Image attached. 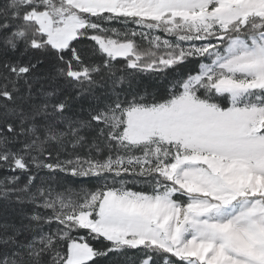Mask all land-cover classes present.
Instances as JSON below:
<instances>
[{"label":"snow or ice","instance_id":"6c2138e0","mask_svg":"<svg viewBox=\"0 0 264 264\" xmlns=\"http://www.w3.org/2000/svg\"><path fill=\"white\" fill-rule=\"evenodd\" d=\"M0 264H264V0H0Z\"/></svg>","mask_w":264,"mask_h":264},{"label":"trees","instance_id":"16d2710c","mask_svg":"<svg viewBox=\"0 0 264 264\" xmlns=\"http://www.w3.org/2000/svg\"><path fill=\"white\" fill-rule=\"evenodd\" d=\"M117 27H119V25H117Z\"/></svg>","mask_w":264,"mask_h":264}]
</instances>
